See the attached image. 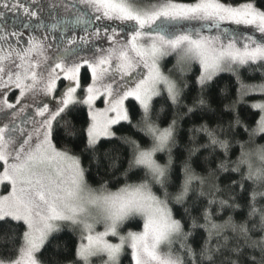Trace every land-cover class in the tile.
I'll return each instance as SVG.
<instances>
[{"label":"snow or ice","instance_id":"obj_1","mask_svg":"<svg viewBox=\"0 0 264 264\" xmlns=\"http://www.w3.org/2000/svg\"><path fill=\"white\" fill-rule=\"evenodd\" d=\"M9 13L38 22L0 28V264H264V0Z\"/></svg>","mask_w":264,"mask_h":264},{"label":"trees","instance_id":"obj_2","mask_svg":"<svg viewBox=\"0 0 264 264\" xmlns=\"http://www.w3.org/2000/svg\"><path fill=\"white\" fill-rule=\"evenodd\" d=\"M135 2L137 4L150 5V4L156 3L157 0H135ZM237 2H243V0H237ZM194 68H198V66L197 65H194ZM221 75L224 77L225 83H227L228 82V79H229V74L228 73H222ZM246 79H247V77H246ZM247 82H250V83H259L260 82V79L257 76L256 79H254V80H248ZM62 84H63V81H60L59 82V85L62 86ZM127 104L130 107V115H134V111H133L132 106L135 104V102L130 100V101L127 102ZM83 112H84V115L86 116V113H87L86 107L83 109ZM162 126H166V125H162ZM114 129L120 130V131H118V135H127L128 134V131H127L128 130V125L125 124V123H123V122L120 125H115L114 126ZM258 143H264V140H258ZM112 190L115 191L116 189L115 188H112ZM141 228H142V220L140 218H138V217L135 220H131V221L126 222L122 226V229L123 230H134V231H138ZM123 264H127V261L126 260L123 261Z\"/></svg>","mask_w":264,"mask_h":264},{"label":"rangeland","instance_id":"obj_3","mask_svg":"<svg viewBox=\"0 0 264 264\" xmlns=\"http://www.w3.org/2000/svg\"><path fill=\"white\" fill-rule=\"evenodd\" d=\"M28 2V0H25V3H27ZM152 4H150V5H143V4H138V6H140V7H142V8H144V9H148L150 6H151ZM8 15H11L12 16V14H8ZM14 16V15H13ZM16 16V15H15ZM17 18H19V19H21V20H24V21H26V22H28L29 20H26L25 18H23V17H21V16H16ZM30 22H38V21H36V20H31ZM45 22H52V21H45ZM231 27H235V26H231ZM32 29V28H31ZM20 31H24L26 34L28 33V32H30L31 30L30 29H28V28H26V29H21ZM59 33V32H58ZM122 36H123V34H121ZM51 52H54L53 51V49L52 50H50ZM175 64V59L173 58V57H166V58H164L162 61H161V63H160V67H161V70H162V72H164V74H166V75H168L169 74V69H172L173 68V65ZM198 66V65H197ZM141 70H143V69H141ZM146 71V70H145ZM61 81H63V80H61ZM60 82V81H59ZM59 82H58V90H59V88H61L64 84H66L67 82L66 81H63V84H62V86H60L59 85ZM96 107H98V108H103L104 107V104L102 103V99L101 100H97V102H96ZM143 223V222H142ZM98 230H102V228H98ZM121 231L123 232V233H126L127 231H134V230H123L122 228H121ZM138 231H142V228L140 229V230H138ZM109 240L111 241V242H113V243H117L118 242V240L116 239V238H114V237H109ZM164 251H166L167 249L166 248H164L163 249Z\"/></svg>","mask_w":264,"mask_h":264},{"label":"flooded vegetation","instance_id":"obj_4","mask_svg":"<svg viewBox=\"0 0 264 264\" xmlns=\"http://www.w3.org/2000/svg\"><path fill=\"white\" fill-rule=\"evenodd\" d=\"M53 22H55V21H52V22H45L46 24H50V23H53ZM37 22H30V21H28V22H26V21H24V20H21V19H19V18H17L15 15L13 16H11V15H8L7 14V17H6V19H4V20H0V28H9V29H11V28H16V29H18V30H21V29H26V27H25V24H28L29 26L27 27L28 29H30L31 30V28L36 24ZM82 29L80 28V27H78L77 28V32H80ZM59 31H57V35H59V33H58ZM26 34V33H25ZM28 34V33H27ZM26 34V35H27ZM53 51H55V49H53Z\"/></svg>","mask_w":264,"mask_h":264}]
</instances>
